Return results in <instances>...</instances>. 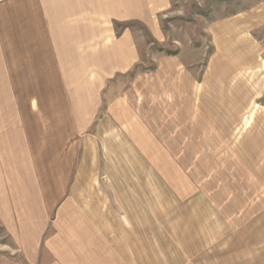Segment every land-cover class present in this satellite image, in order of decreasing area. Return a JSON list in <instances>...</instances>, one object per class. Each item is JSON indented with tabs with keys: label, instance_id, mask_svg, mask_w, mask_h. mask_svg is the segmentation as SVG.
<instances>
[{
	"label": "crops",
	"instance_id": "crops-1",
	"mask_svg": "<svg viewBox=\"0 0 264 264\" xmlns=\"http://www.w3.org/2000/svg\"><path fill=\"white\" fill-rule=\"evenodd\" d=\"M171 5L172 0H0L1 223L18 232L27 250L34 239L35 264H264V196L258 208L238 202L225 209L215 200L218 193L204 194L215 204L204 207L207 222L199 214L203 200L192 211L179 208L177 222L162 213L137 216L140 203L154 198H137L135 214L127 216L117 207L120 199L76 186L94 175H76V166L86 161L76 162L74 131L69 134L75 88L94 84L92 72L106 76L134 65L140 52L133 23L146 28L150 45H162L159 18ZM228 23L214 25L212 33L231 38ZM150 188L140 195L150 197ZM220 210L227 211L223 222Z\"/></svg>",
	"mask_w": 264,
	"mask_h": 264
},
{
	"label": "rangeland",
	"instance_id": "rangeland-1",
	"mask_svg": "<svg viewBox=\"0 0 264 264\" xmlns=\"http://www.w3.org/2000/svg\"><path fill=\"white\" fill-rule=\"evenodd\" d=\"M159 22L162 45H150L146 28L133 23L140 52L134 65L106 76L92 72L94 84L75 88L69 134L74 131L76 162L86 161L76 175L96 178L76 186L120 199L117 207L127 216L135 214L137 198L155 200L140 203L137 216L162 213L176 221L179 208L192 211L203 200L199 214L207 222L204 207L215 204L204 194L217 193L220 208L238 202L258 208L264 196V0H172ZM222 22H229L231 38L212 33ZM145 187L152 188L150 197L140 195ZM220 213L223 222L227 211ZM1 218L0 264H35L34 239L27 250Z\"/></svg>",
	"mask_w": 264,
	"mask_h": 264
}]
</instances>
